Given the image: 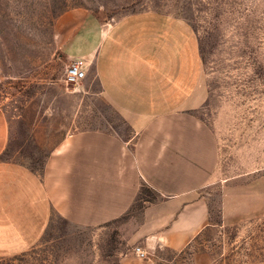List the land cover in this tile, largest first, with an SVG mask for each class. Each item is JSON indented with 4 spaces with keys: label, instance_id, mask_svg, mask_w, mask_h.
I'll use <instances>...</instances> for the list:
<instances>
[{
    "label": "rangeland",
    "instance_id": "rangeland-1",
    "mask_svg": "<svg viewBox=\"0 0 264 264\" xmlns=\"http://www.w3.org/2000/svg\"><path fill=\"white\" fill-rule=\"evenodd\" d=\"M72 11L100 27L144 13L192 27L208 87L197 113L218 136L224 172L204 191L212 225L180 253L140 259L131 236L156 197L143 185L125 216L100 226L52 211L32 232L29 217H0V264H121L126 254L144 264H264V0H0V104L12 135L4 158L37 173L75 132H129L123 106L104 103L90 75L78 88L64 81L68 55L87 51L66 50L62 17Z\"/></svg>",
    "mask_w": 264,
    "mask_h": 264
},
{
    "label": "crops",
    "instance_id": "crops-1",
    "mask_svg": "<svg viewBox=\"0 0 264 264\" xmlns=\"http://www.w3.org/2000/svg\"><path fill=\"white\" fill-rule=\"evenodd\" d=\"M93 21L81 11L62 17L66 50L86 48L68 56L89 59L87 78L104 103L123 106L129 132H75L37 173L4 158L12 135L0 104V217H29L32 232L52 211L100 226L125 216L147 185L156 197L143 207L130 241L152 262L156 251L180 253L206 232L212 223L204 191L224 178L218 136L197 113L208 98L201 53L180 18L144 13L106 27ZM133 262L144 264L135 254L121 258Z\"/></svg>",
    "mask_w": 264,
    "mask_h": 264
},
{
    "label": "built area",
    "instance_id": "built-area-1",
    "mask_svg": "<svg viewBox=\"0 0 264 264\" xmlns=\"http://www.w3.org/2000/svg\"><path fill=\"white\" fill-rule=\"evenodd\" d=\"M90 64L89 59L85 56H78L71 59L65 69V83L78 88L87 78ZM135 251L140 258H147V252L141 247H136Z\"/></svg>",
    "mask_w": 264,
    "mask_h": 264
}]
</instances>
